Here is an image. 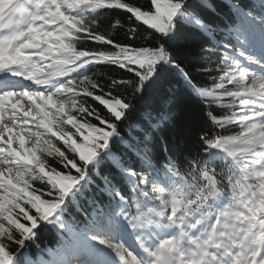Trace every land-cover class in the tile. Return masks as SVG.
<instances>
[{"label": "trees", "instance_id": "obj_1", "mask_svg": "<svg viewBox=\"0 0 264 264\" xmlns=\"http://www.w3.org/2000/svg\"><path fill=\"white\" fill-rule=\"evenodd\" d=\"M53 11L49 55L77 70L62 86L74 103V126L65 128L74 142L41 130L30 164L17 160L14 185L0 195V264L72 250L120 206L118 196L133 216L150 215L141 177L151 184L176 173L172 203L181 211L218 192L232 203L251 186L264 197L261 133L222 64L236 51L231 30L263 23L264 0H57ZM208 149L236 166L208 164Z\"/></svg>", "mask_w": 264, "mask_h": 264}, {"label": "rangeland", "instance_id": "obj_2", "mask_svg": "<svg viewBox=\"0 0 264 264\" xmlns=\"http://www.w3.org/2000/svg\"><path fill=\"white\" fill-rule=\"evenodd\" d=\"M45 3H47L45 0L36 1L34 5L39 7L34 8L31 17H37L44 10ZM17 12L20 11L14 10V14ZM8 24L16 30L20 21L12 18ZM27 35L30 42H24L25 45L21 48L23 55H27L32 62L27 64L25 70L18 68V71L26 72L30 77L37 75L40 79L37 81V89L19 94L12 91L3 95L4 97L0 95V195L5 185L14 183L16 159L24 161L30 159L39 131L48 130L57 140L65 138L66 144L70 145L71 137L65 128L74 126L71 118L74 103L67 99V93L57 92L59 89L57 82L66 77L71 68L69 69L61 59L46 58V45L41 43L42 36L36 34V31ZM234 39L243 45L238 53L239 59L234 60L226 56L222 63L235 68L233 80H238L244 85L249 98L254 100L257 98L258 101L259 95L264 92V58L259 55L264 53V31L254 35L236 33ZM260 75L262 79L258 80ZM255 107L262 109L264 103L260 104L258 101ZM255 107L252 106L250 109L251 118L256 121L255 127L264 137V112L255 110ZM33 166L37 173L42 171V163ZM162 188L169 191L168 187ZM218 201L224 202L221 196L217 198V203ZM238 205L240 208V203ZM237 219L230 212H220L216 215L211 230L203 233L202 238H198L199 244L192 238L183 239L179 234L173 233L172 229L165 228L163 221L161 225L151 230L143 228L140 221H135L132 227L129 224L122 226L125 222H114L110 226L105 225L104 228L97 225L94 237L85 241L90 251L78 247V252L83 254L90 252L91 256L98 258L100 264L106 259L111 260L108 264H182L192 258L201 264H216L219 258L226 264H264V221L256 222L253 213H246L242 219ZM166 220H169L168 215ZM185 225L189 226V222ZM121 227H125V230L121 231ZM129 228L132 231V238L138 239L146 247L147 254L143 260L133 257L130 246L124 244L129 237L123 236L128 233ZM109 231L111 234H107ZM189 244L199 247L198 249L195 247L194 254L187 252ZM67 255L63 254L66 258ZM252 259L257 261L254 262ZM26 263H33L28 255Z\"/></svg>", "mask_w": 264, "mask_h": 264}, {"label": "bare ground", "instance_id": "obj_3", "mask_svg": "<svg viewBox=\"0 0 264 264\" xmlns=\"http://www.w3.org/2000/svg\"><path fill=\"white\" fill-rule=\"evenodd\" d=\"M33 1L34 0H0V6L4 9V11H2V13H1V16L3 18H5V16H7L6 15L7 12H10V10H12V8H15L18 6L21 7L23 5L33 3ZM1 21H2V18H1ZM31 62H32V60L29 57H27V55H23V51L21 53L16 54L13 58H9L7 56V54L4 51H1V49H0V73L1 72L7 73V71H9V70H17V68H21V69L25 70V67L27 66V64H29ZM18 74H21V73H18ZM258 74H260V72H258ZM21 75L26 76L27 79L29 80L27 87H25V89L23 91H30L31 89H34L38 86V82L40 79L39 76L34 75L33 77H30V76H28V74L26 72L25 73L23 72ZM261 76L262 75H260V77H258L257 79L258 80L262 79ZM8 93H11V91L10 90H4L2 96L7 95ZM165 237H167V236H165ZM184 251H186V250H184ZM252 260L254 262H256L255 259H252Z\"/></svg>", "mask_w": 264, "mask_h": 264}]
</instances>
